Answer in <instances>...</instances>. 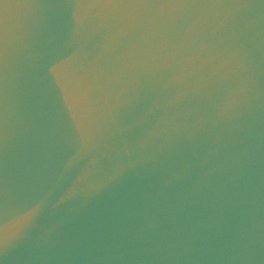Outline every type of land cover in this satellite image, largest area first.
Returning a JSON list of instances; mask_svg holds the SVG:
<instances>
[{
    "label": "water",
    "instance_id": "1",
    "mask_svg": "<svg viewBox=\"0 0 264 264\" xmlns=\"http://www.w3.org/2000/svg\"><path fill=\"white\" fill-rule=\"evenodd\" d=\"M0 264H264V0H0Z\"/></svg>",
    "mask_w": 264,
    "mask_h": 264
}]
</instances>
